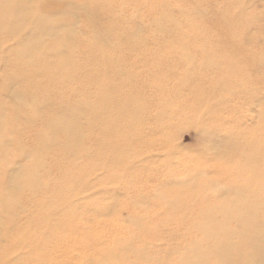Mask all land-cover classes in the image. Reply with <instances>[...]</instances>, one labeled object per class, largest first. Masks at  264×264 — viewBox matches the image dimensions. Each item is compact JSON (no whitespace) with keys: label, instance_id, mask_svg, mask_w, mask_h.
<instances>
[{"label":"rangeland","instance_id":"obj_1","mask_svg":"<svg viewBox=\"0 0 264 264\" xmlns=\"http://www.w3.org/2000/svg\"><path fill=\"white\" fill-rule=\"evenodd\" d=\"M72 1L87 4L96 20L86 23L80 15L75 26L62 23L55 32L60 38L64 31H72L77 49L65 48L64 55L51 52L39 84L45 92L37 99L49 100L41 108L43 118L30 128L19 122L16 127L23 147L32 149L45 135L41 131L45 122L56 121L63 108L80 106L72 116L78 122L79 139L70 149L79 154L54 160L58 153L51 146L40 152L50 167V174L37 172L46 188L32 201L22 199L25 210L16 206L4 217V224L15 221L17 228L1 232L0 264L16 258L18 264L158 263L165 256L157 251L188 246L192 239L163 241L153 249L149 244L153 235L145 229L162 235L185 233L176 224L189 218L181 212L186 201L221 205L220 182L210 186L213 179L221 180L216 172L245 170L243 161L234 163L231 158L243 160L250 153L247 145L236 154L229 148L237 138L245 134L258 138V133L263 144L255 152L264 155V127L254 128L256 121L263 122L264 70L251 78L238 72L244 63L223 60V45L210 29L204 38L212 41L206 53L216 55L185 57L176 47H203L190 41L192 29L200 33L203 24L214 21L218 4L233 8L225 11L226 22L247 23L250 18L262 20L264 0H201L195 9L188 2L158 0L170 10H155L156 0H143V7L137 6L141 0ZM66 6L65 0H44L41 12L49 18L61 16ZM96 30L102 33L99 41L91 39ZM240 40L252 49L251 62L262 70L264 33L249 27ZM11 44V39L3 38L1 48ZM0 101L11 103L12 96L0 95ZM129 134L134 138L124 142L122 136ZM55 136L60 142L65 139L62 133ZM19 153L14 147L9 163L28 170L36 155L22 160ZM11 169L9 164L6 174ZM30 180L25 178L24 183ZM71 180H81L76 195L62 190ZM51 202L60 206L53 215L46 206ZM49 217L61 224L48 221ZM52 233L56 239L50 242L46 237Z\"/></svg>","mask_w":264,"mask_h":264},{"label":"bare ground","instance_id":"obj_2","mask_svg":"<svg viewBox=\"0 0 264 264\" xmlns=\"http://www.w3.org/2000/svg\"><path fill=\"white\" fill-rule=\"evenodd\" d=\"M65 1L67 10L61 16L49 18L42 13L44 0H0V95L8 96L10 94L12 96L11 103L0 101V240L3 238L2 230L14 231L17 228L15 221H12L10 226L9 223L4 224V217L10 216L9 212L16 206L21 212L25 210L22 199L32 201L46 188L37 172L44 171V173L50 174V167L49 163L42 161L40 152L51 146L53 152L58 153L54 160L58 159L60 155L65 157L70 154H79L78 151H70V149L77 144L79 139L78 122L72 116L81 111L80 106L63 108L57 114L56 121L45 122L41 127V131H45V135L32 149L23 147L19 138L21 130L16 127L19 122L26 128H30L43 118L41 108L49 100L38 101L37 99L41 98V93L45 92L44 87L39 84L43 82L42 77L45 76L42 66L48 61L50 62L51 54L63 53L65 48L72 52L77 49L72 38V31H64L60 38L55 37V32L64 26L62 23L75 26V20L80 15L85 18L86 23L96 20L93 13L91 14L87 8V4L77 5L72 0ZM218 1L220 0H209L208 3H219ZM177 2H188L195 9L201 0H178ZM153 4L155 10H170L169 5H165L163 2L158 3V0L153 1ZM143 5L145 6L143 0L137 4L138 7H143ZM217 6L220 7L216 8L214 21L203 24L200 33L195 32L194 28L192 29L194 34L190 37V41L193 44L203 43V45L201 44L203 47L177 45L176 48H179L177 51L184 54L185 57L199 53L204 56L216 55L212 51L206 53V47L209 46L207 44L212 41L204 40V38L207 36V30L210 29L214 39L221 41L223 45V50L219 49L220 57L226 61L238 60L240 63H244L245 70H242L244 66L241 65L237 67L238 72L251 78L253 74L263 71L264 60L261 58L263 63L259 66L262 70H259V67L254 66L251 62L255 59L252 49L247 48L240 38L245 35L249 27L264 33V17L260 21L250 18L247 23L245 21L226 22L225 11L228 12L233 8L227 3H220ZM244 11L245 9L242 12ZM101 34L96 30L92 33L91 39L99 41ZM3 38L12 40V44L7 49L1 48ZM52 40V44L48 47V43ZM250 40L252 41L254 38L250 37ZM11 58L14 59L13 64ZM250 62L252 64L247 66ZM256 88L259 86H255ZM68 114H71L70 117L67 116ZM262 118L263 122L256 121L254 128L264 127V115ZM58 133L65 136L62 142L56 140L55 135ZM129 135L122 136V140L127 142L129 138L131 140L134 138L133 134ZM256 136L258 138L254 136L248 138V135L245 134L244 137L237 138L229 146L230 149L234 148L233 152L236 154L242 146L247 145L250 153L248 156H244L243 160L240 156L231 158L235 159L234 163L243 161L242 167L244 168L245 165V170L229 175H223L224 172H216L221 180L213 179L210 186L216 185V181L220 182L219 195L224 200L221 205L207 207L205 200L200 203H194L192 200L186 201V205L190 204L197 208L182 205L181 212L188 214L189 218L185 222L180 219L176 225L177 227L182 226L180 230L188 231L185 233L178 229L177 233L171 231L162 235L152 231V228L145 229L146 232H151L153 235L152 241L149 242L153 249L156 246L161 247L163 241L166 243L178 238L182 239L183 243L192 239L188 246L175 247L167 252H165L167 248L157 251L156 253L159 255L164 254L165 259L158 258V263L154 264H264V155L255 152L263 144L258 133ZM262 137H264V129ZM14 147L20 152L22 160L28 157L33 158L36 155V160L28 170L22 166L23 164L9 163L8 157L14 155ZM222 148L223 146L220 147V149ZM9 164L12 165V169L6 174L5 169H8ZM25 178L31 180L24 183ZM79 181L81 180H71L66 188L62 187V190L66 189L67 192L76 195V190L82 188ZM205 184L208 186L207 183ZM5 191L7 192L4 193ZM186 197L193 199V195ZM199 197L198 195L194 200ZM46 206L50 211L49 215L60 210V206L57 207L55 202L47 203ZM47 220L56 225L61 224L55 218L49 217ZM21 227L22 225L18 231ZM164 227L165 224L162 223V228ZM140 229L144 230L142 224ZM53 235L54 233L47 235V240H55L56 237L53 238ZM17 237L20 235L18 234ZM140 257L141 260L147 261V256L141 255ZM1 263L18 264V258L14 262L2 260Z\"/></svg>","mask_w":264,"mask_h":264}]
</instances>
